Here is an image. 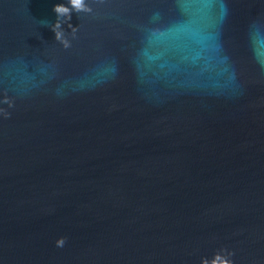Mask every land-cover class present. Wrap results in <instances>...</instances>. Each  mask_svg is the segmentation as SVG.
Instances as JSON below:
<instances>
[{"label": "water", "instance_id": "obj_1", "mask_svg": "<svg viewBox=\"0 0 264 264\" xmlns=\"http://www.w3.org/2000/svg\"><path fill=\"white\" fill-rule=\"evenodd\" d=\"M85 2L0 0V264H264V0Z\"/></svg>", "mask_w": 264, "mask_h": 264}, {"label": "clouds", "instance_id": "obj_2", "mask_svg": "<svg viewBox=\"0 0 264 264\" xmlns=\"http://www.w3.org/2000/svg\"><path fill=\"white\" fill-rule=\"evenodd\" d=\"M69 3L71 5V8L68 7H64V6H57L54 10L57 14L58 18L61 17H66L67 19H70V13L72 11H75L77 13L80 12H90L91 9L86 5L85 0H69ZM66 22V21H65ZM71 27V25H69ZM57 28L62 29L61 24L60 23H56L53 27H52V31L55 33V38L56 40H61V42L64 43V46L67 48L70 46V42H68L66 39L62 40V36H63V32H57ZM77 28H72V30H75ZM9 115V114H8ZM7 118V117H6ZM66 243V238L61 237L57 242H56V246L59 248H62L64 246V244Z\"/></svg>", "mask_w": 264, "mask_h": 264}]
</instances>
